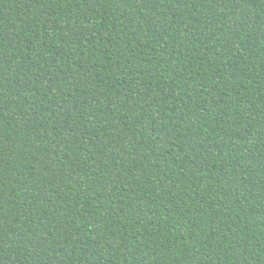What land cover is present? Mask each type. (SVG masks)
<instances>
[{
    "label": "trees",
    "instance_id": "trees-1",
    "mask_svg": "<svg viewBox=\"0 0 264 264\" xmlns=\"http://www.w3.org/2000/svg\"><path fill=\"white\" fill-rule=\"evenodd\" d=\"M0 264H264V0H0Z\"/></svg>",
    "mask_w": 264,
    "mask_h": 264
}]
</instances>
